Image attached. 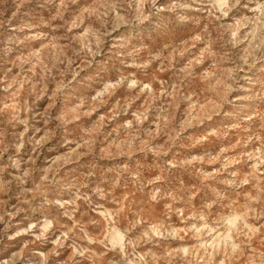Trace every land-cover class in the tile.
Listing matches in <instances>:
<instances>
[{
	"label": "rangeland",
	"instance_id": "374dc122",
	"mask_svg": "<svg viewBox=\"0 0 264 264\" xmlns=\"http://www.w3.org/2000/svg\"><path fill=\"white\" fill-rule=\"evenodd\" d=\"M0 264H264V0H0Z\"/></svg>",
	"mask_w": 264,
	"mask_h": 264
},
{
	"label": "bare ground",
	"instance_id": "6f19581e",
	"mask_svg": "<svg viewBox=\"0 0 264 264\" xmlns=\"http://www.w3.org/2000/svg\"><path fill=\"white\" fill-rule=\"evenodd\" d=\"M233 221V219H228V222L229 223H231ZM111 240H112V242H118V240H119V235H117V234H111Z\"/></svg>",
	"mask_w": 264,
	"mask_h": 264
}]
</instances>
